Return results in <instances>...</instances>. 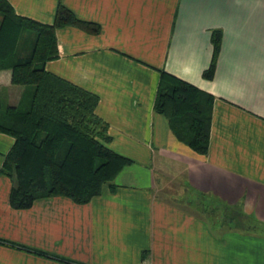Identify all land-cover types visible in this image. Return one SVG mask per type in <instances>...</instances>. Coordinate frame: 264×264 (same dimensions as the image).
I'll use <instances>...</instances> for the list:
<instances>
[{
	"label": "crops",
	"instance_id": "obj_1",
	"mask_svg": "<svg viewBox=\"0 0 264 264\" xmlns=\"http://www.w3.org/2000/svg\"><path fill=\"white\" fill-rule=\"evenodd\" d=\"M8 1L43 23L62 3L99 25L57 28L46 69L98 95L105 144L133 163L85 204L26 209L0 174V239L17 245L0 243V264H264V0ZM161 71L214 95L205 155L153 111ZM11 75L1 94L17 105ZM13 142L0 132V168Z\"/></svg>",
	"mask_w": 264,
	"mask_h": 264
},
{
	"label": "trees",
	"instance_id": "obj_2",
	"mask_svg": "<svg viewBox=\"0 0 264 264\" xmlns=\"http://www.w3.org/2000/svg\"><path fill=\"white\" fill-rule=\"evenodd\" d=\"M67 25L99 31L97 23L80 19L62 3L54 21L43 23L0 0V70L11 69V82L25 87L17 105L6 103L0 88V132L14 139L0 174L12 182L9 204L14 209L57 196L85 204L105 185L115 191V177L133 163L105 144L111 135L95 112L98 95L46 69L58 57L56 29ZM218 38V33L212 38L216 48ZM213 103L211 93L160 72L153 111L164 115L177 140L197 154L208 151Z\"/></svg>",
	"mask_w": 264,
	"mask_h": 264
},
{
	"label": "rangeland",
	"instance_id": "obj_3",
	"mask_svg": "<svg viewBox=\"0 0 264 264\" xmlns=\"http://www.w3.org/2000/svg\"><path fill=\"white\" fill-rule=\"evenodd\" d=\"M159 83H160V75H159V79H158V82H157V89H158ZM156 92H157V90H156Z\"/></svg>",
	"mask_w": 264,
	"mask_h": 264
}]
</instances>
